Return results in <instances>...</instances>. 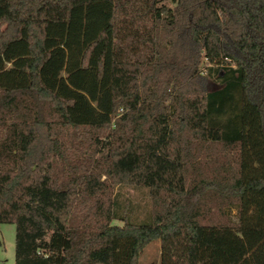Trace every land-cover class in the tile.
Wrapping results in <instances>:
<instances>
[{"label": "trees", "instance_id": "trees-1", "mask_svg": "<svg viewBox=\"0 0 264 264\" xmlns=\"http://www.w3.org/2000/svg\"><path fill=\"white\" fill-rule=\"evenodd\" d=\"M0 24V224L52 228L15 264H140L154 240L160 264H264V0H0ZM95 125L146 219L74 211Z\"/></svg>", "mask_w": 264, "mask_h": 264}, {"label": "rangeland", "instance_id": "rangeland-1", "mask_svg": "<svg viewBox=\"0 0 264 264\" xmlns=\"http://www.w3.org/2000/svg\"><path fill=\"white\" fill-rule=\"evenodd\" d=\"M0 24V29L3 28ZM215 89L217 83L210 82ZM153 102L145 101L140 107L141 118H154ZM112 126L95 125L85 134L81 155L91 159L90 176L82 183H75L73 190L74 211L84 209L88 217L98 225L101 221L108 224L123 225L115 216L130 209L132 219H146L151 210V197L145 188L117 186L109 175L110 165L106 159L112 136ZM235 219V210H229ZM149 218L145 221H148ZM39 224V225H38ZM52 228L30 218L21 217L18 223L0 224V264H15L17 249L28 250L44 244ZM160 240L149 243L140 256V264H160Z\"/></svg>", "mask_w": 264, "mask_h": 264}, {"label": "crops", "instance_id": "crops-1", "mask_svg": "<svg viewBox=\"0 0 264 264\" xmlns=\"http://www.w3.org/2000/svg\"><path fill=\"white\" fill-rule=\"evenodd\" d=\"M161 245V244H160Z\"/></svg>", "mask_w": 264, "mask_h": 264}]
</instances>
